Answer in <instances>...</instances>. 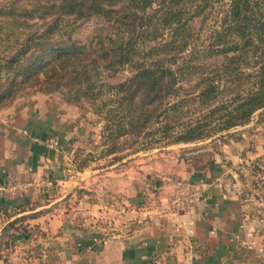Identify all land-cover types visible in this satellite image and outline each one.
I'll return each instance as SVG.
<instances>
[{
    "label": "trees",
    "instance_id": "1",
    "mask_svg": "<svg viewBox=\"0 0 264 264\" xmlns=\"http://www.w3.org/2000/svg\"><path fill=\"white\" fill-rule=\"evenodd\" d=\"M31 1L0 0V17L28 34L12 62L19 64L40 47L34 61L43 53L50 61L38 76L55 89L68 88L67 96L75 99L98 96L101 92L96 89L105 86L103 73L127 71L125 81L109 86L115 97L121 93L120 102H126L120 112L127 118L123 126L129 127L128 132L151 124L165 144L201 139L208 125L202 122L205 115L199 114L192 126L189 112L180 115L188 116L186 123L174 122L175 114H183L191 103L202 107L219 103L225 88L247 79L256 90L239 96L223 129L236 125L233 119L245 121L264 108V12L257 1L229 0L207 44L197 52L192 49L198 38L193 24L197 18L206 19L212 0ZM37 14L40 25L24 23ZM26 81L29 85L38 78ZM182 84L191 89L177 87ZM116 113L110 118L121 117ZM184 126L189 128L173 134V129Z\"/></svg>",
    "mask_w": 264,
    "mask_h": 264
},
{
    "label": "crops",
    "instance_id": "2",
    "mask_svg": "<svg viewBox=\"0 0 264 264\" xmlns=\"http://www.w3.org/2000/svg\"><path fill=\"white\" fill-rule=\"evenodd\" d=\"M44 115H0V186H24L0 192V264H264L244 196L228 180L231 168L217 157L199 173L182 172L181 179L192 184L185 190L164 185L156 195L152 187V203L143 186L110 195L118 200V222L100 225L97 204L91 218L69 216L60 205L67 187L92 175L67 179L73 153L62 135L70 120L59 115L50 122ZM222 153L224 160L236 158L235 148ZM197 182L204 185L199 198L180 213L166 210Z\"/></svg>",
    "mask_w": 264,
    "mask_h": 264
},
{
    "label": "rangeland",
    "instance_id": "3",
    "mask_svg": "<svg viewBox=\"0 0 264 264\" xmlns=\"http://www.w3.org/2000/svg\"><path fill=\"white\" fill-rule=\"evenodd\" d=\"M212 1V10L206 13V19L197 18L193 24L194 33L198 34L192 47L193 52L207 44L212 30L228 8L229 0ZM253 1L258 2L263 13L264 0ZM31 2L40 4L41 0ZM39 16L40 14L34 15L24 23L28 26L40 25L38 19H35ZM23 21L20 20V23ZM27 38L26 30L17 29L15 22L0 17V115L22 111L27 118L34 119L35 113L42 111L50 122L56 120L59 115H65L70 120L69 125L64 126L62 135L73 153L67 179H81L89 174L92 178L82 181L75 188L67 187L70 192L60 205L69 216L76 218L80 213V216L82 214L86 219L91 218L94 214V204H97L100 206V209H97L100 215L96 218H99L100 225L118 222V200H112L110 195H115V192L125 186L134 191L143 186L145 197L152 203V187L158 188L156 195H159L164 185L174 184L185 190L192 184L181 179L182 172L189 169L199 173L208 168L217 157L231 168L228 180L231 186L242 192L250 227H253L255 235H258L257 242L264 247V108L254 112L245 121L233 119L232 122L236 125L223 129V122H229V115L235 113L239 96L245 98L247 90H256L252 79L242 80L225 88L223 94L218 97L219 103L209 107L191 103L182 109L183 114L176 113L174 122L186 123L188 116L183 118L180 115L189 112L192 126L198 121L199 114L205 115L202 122L208 125L201 139L169 145L163 143L166 140L161 141L156 127L151 124L144 129H138V132H128L129 127L123 126L127 118L122 116L120 110L126 106V102H120L121 93L115 97L114 90L109 85L125 81L129 77L127 71L118 74L103 73L101 81L105 86L96 89L101 92L98 96L69 98L68 88L61 91L55 89L54 85H50L40 76L45 64L50 61L46 59V53L41 54L43 56L37 62L34 61L40 47L31 48L32 51H29L19 64L12 62ZM25 48L29 49V46L25 45ZM245 70L252 73L250 69ZM35 76L38 81L25 85L26 80ZM177 87L191 89L190 85L186 84ZM182 92L180 95L183 97ZM214 106H217L216 110H213ZM210 108L211 111H208ZM115 110L116 115L121 117L114 120L110 116ZM187 128L189 126L175 128L172 132L175 135ZM73 137L74 143L71 142ZM225 147L235 148L234 160H224L222 150ZM107 168L109 169L105 170ZM103 175H106L107 179L102 178ZM191 177L193 176L189 175L187 179ZM194 191L195 189L176 197H186ZM109 203H112L113 207L109 206Z\"/></svg>",
    "mask_w": 264,
    "mask_h": 264
},
{
    "label": "built area",
    "instance_id": "4",
    "mask_svg": "<svg viewBox=\"0 0 264 264\" xmlns=\"http://www.w3.org/2000/svg\"><path fill=\"white\" fill-rule=\"evenodd\" d=\"M51 184H47V186H50ZM24 186H12V187H5V186H0V192H7L9 190H16V189H22ZM204 185L202 183H198L195 185V191L194 193H192L191 195H188L186 197H175L173 198L168 206H167V210L168 211H172V210H177L179 211H184L187 207V205L192 201V200H196L197 198H199L202 195V191Z\"/></svg>",
    "mask_w": 264,
    "mask_h": 264
}]
</instances>
